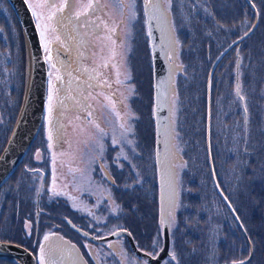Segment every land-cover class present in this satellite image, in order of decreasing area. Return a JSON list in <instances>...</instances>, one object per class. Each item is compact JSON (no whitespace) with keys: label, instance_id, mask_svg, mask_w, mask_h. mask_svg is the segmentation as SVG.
I'll return each instance as SVG.
<instances>
[{"label":"rangeland","instance_id":"1","mask_svg":"<svg viewBox=\"0 0 264 264\" xmlns=\"http://www.w3.org/2000/svg\"><path fill=\"white\" fill-rule=\"evenodd\" d=\"M26 1L47 62L48 95L41 130L0 191V240L29 248L37 264H47L55 239L75 245L84 264H147L123 235L95 244L73 227L98 237L127 230L156 257L167 220L160 264H264V0H250L256 11L247 0ZM145 9L157 15L172 74L161 160L153 100L146 128L133 102L147 101L148 82L135 63L150 52ZM2 14L16 16L7 0H0ZM6 20L0 73L6 90L17 92L14 125L29 62L20 26L17 35ZM54 45L74 56L75 68L53 64ZM193 230L198 246L189 241ZM0 264L17 261L0 257Z\"/></svg>","mask_w":264,"mask_h":264},{"label":"water","instance_id":"2","mask_svg":"<svg viewBox=\"0 0 264 264\" xmlns=\"http://www.w3.org/2000/svg\"><path fill=\"white\" fill-rule=\"evenodd\" d=\"M7 1L17 17L26 42L29 72L26 92L21 109L6 143L0 152V188L21 164L37 138L44 121L48 92L47 64L33 14L26 0ZM247 2L255 10V7L251 4L250 0H247ZM145 19L148 23L147 32L153 67L155 150L158 160H161L165 148L163 136L168 122L169 80L171 79L172 74L169 69V64L164 56V46L160 41L159 31L156 27L153 16L146 13ZM257 19L258 16L256 13V20ZM256 22L257 21H255L251 30L256 26ZM251 30H249L248 33ZM246 35L247 34L230 44L223 52H221L218 60H220L231 46L243 39ZM50 53L52 62L57 68L63 70L75 68L74 57L63 47L54 45L51 47ZM167 224V220H164V246L156 257H151L139 249L136 246L132 235L127 230L120 229L110 235L97 237L80 228H75L73 225L72 227L79 234L96 244L106 243L123 235L127 239L129 248L135 256L145 260L147 264H160L163 258L168 255L169 233ZM0 257H13L16 259L17 264H36V258L31 250L21 244L10 241L0 240Z\"/></svg>","mask_w":264,"mask_h":264},{"label":"flooded vegetation","instance_id":"3","mask_svg":"<svg viewBox=\"0 0 264 264\" xmlns=\"http://www.w3.org/2000/svg\"><path fill=\"white\" fill-rule=\"evenodd\" d=\"M148 15L153 16L155 20L156 16H154V14H148ZM155 23H156V26L158 27L156 20H155ZM2 30H3V35L0 36V48L4 50L5 42L9 41V36H5V35H9V33L7 32V29L4 27ZM71 69L72 68H68L66 70L61 69V71H69ZM18 109H19V103H18V98H17V92L13 88L11 89V91L6 90V87L3 81V76L0 73V152L7 140L8 133L10 132L16 111L18 112ZM8 180L6 182H8ZM6 182L4 184H6ZM72 225L73 223L69 221V227L71 229H73ZM73 230L77 232L75 229ZM81 236L84 237L83 235ZM62 239L63 241H67L71 243L70 240H67L65 238H62ZM61 242H62L61 240L55 239V245L53 246V252L49 254L48 256L49 260L47 261V264H81V263L84 264L85 263L84 262L85 260H83L82 258L81 251L76 250L77 247L75 245L70 244L68 248H64L63 246L59 245V243ZM36 264H37V258H36Z\"/></svg>","mask_w":264,"mask_h":264},{"label":"trees","instance_id":"4","mask_svg":"<svg viewBox=\"0 0 264 264\" xmlns=\"http://www.w3.org/2000/svg\"><path fill=\"white\" fill-rule=\"evenodd\" d=\"M181 1V0H180ZM176 2L175 3H173V12H174V14H178V12H179V10H178V8L176 7ZM184 4V3H183ZM147 9H149V11H151V9L150 8H147ZM145 13H148L147 12V10L145 9ZM149 14V13H148ZM151 14V13H150ZM179 14H180V12H179ZM1 17H0V25H2L3 27H5L4 26V20H6V18H7V16H5V15H0ZM154 16H156L157 17V15L156 14H154ZM16 17V16H15ZM14 17V15L13 14H10V19L9 18H7V22L8 23H10V25L12 26V28H14L15 30H16V32H17V35H19V23H18V20H17V17L15 18ZM157 20V19H156ZM160 31V30H159ZM7 32L9 33V31L7 30ZM160 34H161V38H162V40H163V37H162V31H160ZM164 35V34H163ZM148 40H149V38H148ZM203 40V43H204V41H205V46H206V48H205V52H206V56H207V58L209 59V52H210V48H209V44L211 43V41H209L208 40V38H205V39H202ZM164 41V40H163ZM203 43H202V45H203ZM150 45V44H149ZM150 49V48H149ZM165 49V48H164ZM198 50V48H196L195 49V54L196 55H201V54H203L204 53V51H200V52H198L197 51ZM164 52H165V50H164ZM150 55H151V50H150ZM149 53L147 54H142V55H140V56H138V57H136L135 58V63L137 62V68H138V71H142V75H141V80L142 81H147L148 82V85H146V95L147 96H145L144 95V99H143V101L144 100H146L147 99V101L146 102H141V101H137L136 100V97H135V99L133 100V102H135V105H134V107H136V112L138 113V116H139V118H138V121H139V124L140 125H142V127H144V128H146V127H148V125H149V122H150V120H152V126H153V118L151 117V113H152V106H151V104H152V100H153V103H154V93H153V86H154V84H153V67H152V58L149 56ZM194 54V52H192L191 51V54ZM192 54V55H193ZM146 63V64H145ZM236 68H237V66H236ZM239 70V69H238ZM238 77V76H237ZM138 78V77H137ZM236 86H237V90H238V86H239V82H238V80H236ZM56 88H57V92H58V94H60L61 93V89H62V87H61V84H58V85H56ZM142 93V92H141ZM142 95H143V93H142ZM142 95H141V98H142ZM152 96V97H151ZM134 98V97H133ZM140 98V97H139ZM149 99V100H148ZM200 102H203V100H198V102H196V107L199 105V103ZM198 108V110L200 111V113H201V115L204 113V110H205V108H203V106H199V107H197ZM188 113H189V115H192L193 114V111H190V110H188ZM151 118V119H150ZM203 121H202V124H201V127L203 128ZM12 128H13V124H12V127H11V129H10V132H11V130H12ZM201 133V132H200ZM156 151V150H155ZM21 164H22V162H21ZM21 164L17 167V169L21 166ZM12 176H13V174H12ZM10 177L9 178V180H8V182H6V184L7 183H9V181H11L12 180V178L13 177ZM6 184H4L1 188H0V191H1V189L4 187V186H6ZM67 214L70 216V214L67 212ZM69 216H67L68 218H69ZM193 238V239H192ZM188 239H189V237H188ZM111 241V240H110ZM189 241H191L192 243H194L195 241H194V230H193V232L191 233V236H190V240ZM107 243V242H106ZM96 244V243H95ZM100 244H104V243H100ZM194 245H197L196 243H194ZM129 246V245H128ZM198 246V245H197ZM29 249V248H28ZM16 260V259H15Z\"/></svg>","mask_w":264,"mask_h":264},{"label":"snow or ice","instance_id":"5","mask_svg":"<svg viewBox=\"0 0 264 264\" xmlns=\"http://www.w3.org/2000/svg\"><path fill=\"white\" fill-rule=\"evenodd\" d=\"M88 7H92V5H89ZM45 239H47V237H45ZM153 243L155 244V241ZM148 255H151V253H148ZM241 264H243V262H241Z\"/></svg>","mask_w":264,"mask_h":264}]
</instances>
